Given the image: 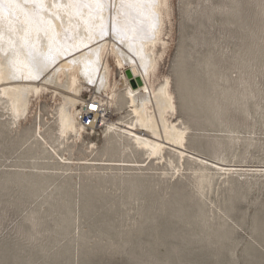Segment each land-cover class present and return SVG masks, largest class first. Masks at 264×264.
<instances>
[{
    "label": "rangeland",
    "instance_id": "1",
    "mask_svg": "<svg viewBox=\"0 0 264 264\" xmlns=\"http://www.w3.org/2000/svg\"><path fill=\"white\" fill-rule=\"evenodd\" d=\"M162 14L152 83L169 82L185 149L151 156L108 129L136 125L112 59L120 91L81 136L62 133L53 88L19 117L0 95V264H264V0H166Z\"/></svg>",
    "mask_w": 264,
    "mask_h": 264
},
{
    "label": "bare ground",
    "instance_id": "2",
    "mask_svg": "<svg viewBox=\"0 0 264 264\" xmlns=\"http://www.w3.org/2000/svg\"><path fill=\"white\" fill-rule=\"evenodd\" d=\"M165 7L166 0H0V95L19 117L26 112L29 94L53 88L61 95L62 133L81 136L84 128L77 121V107L85 103L80 98L83 89L106 95V113L120 91L118 82L111 80L112 59L121 70V87L136 125L112 123L108 129L149 149L151 156L160 155L170 143L184 150L186 129L167 119L175 110L169 82L159 88L152 83L157 46L165 45L161 38ZM126 70L131 71V80ZM137 77L142 85L135 83ZM196 160L224 172L238 169L202 157Z\"/></svg>",
    "mask_w": 264,
    "mask_h": 264
},
{
    "label": "built area",
    "instance_id": "3",
    "mask_svg": "<svg viewBox=\"0 0 264 264\" xmlns=\"http://www.w3.org/2000/svg\"><path fill=\"white\" fill-rule=\"evenodd\" d=\"M108 116L105 111V104L99 97H88L85 104L80 106L77 114V121L84 129L91 128L95 125L97 118Z\"/></svg>",
    "mask_w": 264,
    "mask_h": 264
},
{
    "label": "water",
    "instance_id": "4",
    "mask_svg": "<svg viewBox=\"0 0 264 264\" xmlns=\"http://www.w3.org/2000/svg\"><path fill=\"white\" fill-rule=\"evenodd\" d=\"M125 75H126V77H127L128 79H130V80L132 79V76H131L132 74H131V71H130V70H126V71H125ZM134 81H135V83H136L138 86H139V85H142V80H141L140 78L137 77V78H135ZM131 84H132L133 87H135V85H136V84H134L133 81L131 82Z\"/></svg>",
    "mask_w": 264,
    "mask_h": 264
}]
</instances>
